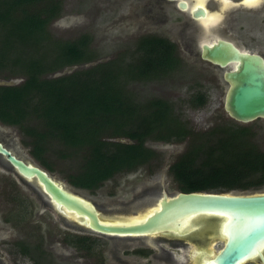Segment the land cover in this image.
Wrapping results in <instances>:
<instances>
[{
    "label": "trees",
    "instance_id": "obj_1",
    "mask_svg": "<svg viewBox=\"0 0 264 264\" xmlns=\"http://www.w3.org/2000/svg\"><path fill=\"white\" fill-rule=\"evenodd\" d=\"M61 9V0H0V79H20L0 84V123L18 130L43 169L51 172L55 161L64 162L66 182L93 192L114 175L156 159L146 141H184V150L167 167L179 191L263 185L264 150L250 125L221 119L197 130L169 100L135 98L129 83L163 79L176 70L180 62L173 42L140 37L128 54L55 75L94 61L88 33L60 39L49 30ZM206 101L200 90L187 98L193 108ZM23 204L27 215L31 203L25 198ZM64 239L97 255L95 238L74 234Z\"/></svg>",
    "mask_w": 264,
    "mask_h": 264
},
{
    "label": "water",
    "instance_id": "obj_2",
    "mask_svg": "<svg viewBox=\"0 0 264 264\" xmlns=\"http://www.w3.org/2000/svg\"><path fill=\"white\" fill-rule=\"evenodd\" d=\"M181 9L185 3L177 2ZM200 57L220 69L226 83L222 108L239 123L264 118V60L218 40L201 45ZM6 81V80H4ZM0 84H11L0 81ZM0 160L57 214L66 226L106 237L173 238L201 264H239L264 245V192L155 190L104 212L99 204L18 156L0 139Z\"/></svg>",
    "mask_w": 264,
    "mask_h": 264
},
{
    "label": "rangeland",
    "instance_id": "obj_3",
    "mask_svg": "<svg viewBox=\"0 0 264 264\" xmlns=\"http://www.w3.org/2000/svg\"><path fill=\"white\" fill-rule=\"evenodd\" d=\"M61 14L49 24V30L55 37L60 39H70L80 33H88L91 36L89 48L94 52V61L84 62L71 67L63 68L55 73L61 74L70 72L74 69L86 67L96 61H103L112 58L119 52H130L133 48L134 38L140 34V21L133 15V10L141 8L134 7L132 0H61ZM176 14L171 11L168 22H172ZM161 31V29H159ZM179 48H183L182 44H178ZM44 52L49 53L48 46L44 48ZM124 52V53H125ZM195 54V49L183 59L176 70L171 72L163 79L155 81H136L129 83L130 89L135 92V98L142 101L149 97H159L169 100L176 110L182 113L183 118L188 124L197 130H202L217 122V120H230L236 124L250 125L254 130V141L259 149L264 150V118H256L247 123H239L227 116L222 108L224 91L226 83L220 77L223 69L212 67L207 62L201 61L198 55ZM218 73V80H215L213 72ZM19 78H10L9 80H1L3 82L17 83ZM203 91L207 97L204 106L199 108L190 107L187 102L189 95L195 91ZM0 139L11 148L18 156L39 165L29 154L28 148L23 143V136L13 126L3 125L0 123ZM155 150L156 159L148 165L152 170L148 173L146 167H140L135 171L128 173L116 174L111 179L103 182V184L90 192L85 189L75 188L68 184L64 178V167L67 166L64 162L55 161L54 171H47L53 178L59 180L70 189L80 193L82 196L93 200L95 203L102 206L105 211L109 212L111 206L109 199L116 195L118 199L124 202L131 198L130 185L133 182L137 183L134 191L140 189V181L147 180L156 186L157 191L163 189L168 193L179 191L167 172V167L173 159L184 150L185 142H150L148 143ZM40 166V165H39ZM41 167V166H40ZM17 190L25 194L26 200L31 203L28 206L29 212L27 215L24 211V205L18 204L16 196ZM213 191V190H212ZM239 191V190H228ZM246 191V190H245ZM250 192V190H247ZM255 192L264 191L263 188L251 190ZM215 192H226L217 191ZM13 209L24 214V227L20 228L17 225V217L22 219V215L13 217ZM34 209V213L31 210ZM10 213L11 219L8 223L1 220V216ZM12 213V214H11ZM33 218L32 223L30 219ZM38 223L37 230L42 237L43 243L48 244L54 257L57 259L56 264H98L96 257L86 258L74 252L70 247L61 244L56 234L62 232H72L77 234H87L95 238L99 248V244L105 243L107 249L110 241H138L136 238H108L95 233L78 230L63 224L60 218L46 205L41 204L32 190L24 184L2 160H0V227L6 230L5 234H1V239L19 237L21 233L26 234V238L31 242L35 240L37 232L34 231V224ZM4 235H9L6 237ZM56 247V250L55 248ZM104 249V256L109 259V250ZM125 257L127 254L120 253ZM129 264H143V260H134Z\"/></svg>",
    "mask_w": 264,
    "mask_h": 264
},
{
    "label": "flooded vegetation",
    "instance_id": "obj_4",
    "mask_svg": "<svg viewBox=\"0 0 264 264\" xmlns=\"http://www.w3.org/2000/svg\"><path fill=\"white\" fill-rule=\"evenodd\" d=\"M178 1L185 3L184 9L177 6ZM132 2L134 7L141 6V8L133 10V15L140 21L139 30H141L140 34L134 38V41L145 36L165 38L175 44L180 63L195 49L194 55L197 54L201 61L220 69L200 57L203 43L210 45L218 40L229 42L239 51L256 54L264 60V0H259V3L251 5L246 4L244 0H132ZM171 11L176 15L172 17V22H168ZM178 44H182L183 48H179ZM226 67L229 68L230 64ZM213 75L215 80H218L216 71L213 72ZM150 142L153 141H146L144 144L151 147L148 145ZM149 164L144 167L147 168ZM136 187V182L130 185L129 190L132 192V196L125 202L122 199H118L116 195H112L113 197L109 199L111 207L107 210H117L122 205H129L138 197H148L157 190L156 186L147 180L140 181V189L138 191H134ZM263 187L264 183L259 188ZM239 192L249 191L239 190ZM254 192L250 190L249 193ZM12 195L16 196L18 204H23L25 199L23 192L17 190V193ZM31 213H34V209L31 210ZM6 214L9 215L10 213ZM15 215L24 217V214L19 211L14 212L13 209V217ZM10 219L11 215L8 217H5V214L1 216V220L4 223H8ZM30 221L36 223L33 218ZM16 222L20 228L24 227V219L17 217ZM34 225L36 226L33 229L36 231L38 223ZM36 232L33 242L26 238L25 233H21L19 237L0 238V264H56L55 260L57 259L54 257L53 252L48 250L49 245L43 243L41 235L38 231ZM5 233L6 230L0 227V237L1 234ZM74 234L90 236L66 231L56 234L55 237L58 235L57 240L61 244L70 247L74 252L79 253L80 256L89 259H95L96 257L98 264H129L130 262H135V259L143 260V264L202 263L201 260L197 261L191 256L192 251L185 244L169 236L161 239L148 236L143 238L119 237L117 239L136 238L138 241H110V245L107 248L110 255L109 259H106L104 256L105 243L99 244L97 255H93L83 249V247L78 249L64 239L65 235ZM4 236L9 237V235ZM54 248L56 250V247ZM123 252L128 254L123 257L120 254ZM239 264H260V262L256 256Z\"/></svg>",
    "mask_w": 264,
    "mask_h": 264
},
{
    "label": "snow or ice",
    "instance_id": "obj_5",
    "mask_svg": "<svg viewBox=\"0 0 264 264\" xmlns=\"http://www.w3.org/2000/svg\"><path fill=\"white\" fill-rule=\"evenodd\" d=\"M244 2L246 4L251 5V4L259 3V0H244ZM198 7H201V6H198ZM260 254H261L262 260H264V245H261Z\"/></svg>",
    "mask_w": 264,
    "mask_h": 264
}]
</instances>
